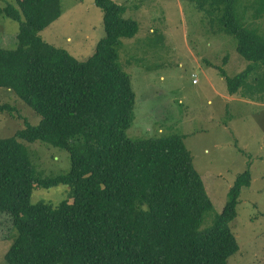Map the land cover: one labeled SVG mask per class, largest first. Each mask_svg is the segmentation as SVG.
<instances>
[{"label":"trees","instance_id":"trees-1","mask_svg":"<svg viewBox=\"0 0 264 264\" xmlns=\"http://www.w3.org/2000/svg\"><path fill=\"white\" fill-rule=\"evenodd\" d=\"M195 1L211 31L235 36L238 53L249 61L233 77L220 68L229 93L237 94L256 70L263 73L254 79H264V35L245 24L237 12L238 0ZM15 3L0 6V17L20 22L17 47L0 46V88L15 92L41 120L0 137V216L11 222L0 240H13L6 261L229 264L239 250L229 223L237 216L250 172L238 175L222 212L202 228L213 204L185 135H128L136 93L118 47L139 32L138 21L126 17V7L115 0H95L103 10L105 34L95 52L79 60L41 35L61 16V0ZM252 4L253 17L261 18L264 0ZM14 110L0 95V112ZM20 140H41L67 150L70 171L37 173ZM61 184L70 185L72 192L57 205L32 201L35 186Z\"/></svg>","mask_w":264,"mask_h":264},{"label":"rangeland","instance_id":"rangeland-1","mask_svg":"<svg viewBox=\"0 0 264 264\" xmlns=\"http://www.w3.org/2000/svg\"><path fill=\"white\" fill-rule=\"evenodd\" d=\"M115 1L126 7V17L139 23V32L118 47L119 61L130 74L136 93L128 135L134 139L185 135V145L213 204L202 228L222 212L230 187L248 170L251 182L242 189L237 216L229 223L239 244L229 264H264V79H254L263 70H256L237 94H230L220 68L233 77L249 61L238 53L235 36L211 31L209 19L195 0ZM253 1L257 0H238L237 12L246 25L264 35V13L259 19L253 17ZM7 3L16 5L15 0H0L1 7ZM61 7V16L41 35L76 59L86 60L105 34L103 10L95 0H61ZM19 25L1 15L0 46L17 47ZM0 95L16 107L13 112H0V137L14 135L27 123L40 122L41 116L15 92L1 87ZM20 141L27 145L37 173L50 176L70 171L67 150L41 140ZM71 192L66 184L35 186L31 198L35 203L57 205ZM10 224L7 216H0L2 236ZM12 241L0 240V264H9L5 255Z\"/></svg>","mask_w":264,"mask_h":264}]
</instances>
